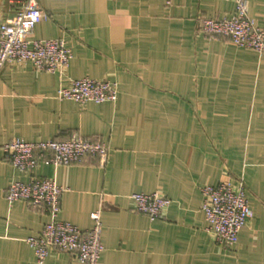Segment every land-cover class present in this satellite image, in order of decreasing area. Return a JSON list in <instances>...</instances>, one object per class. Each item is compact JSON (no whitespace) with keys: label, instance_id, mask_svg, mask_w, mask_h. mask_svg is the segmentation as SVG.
Masks as SVG:
<instances>
[{"label":"crops","instance_id":"0c3cea01","mask_svg":"<svg viewBox=\"0 0 264 264\" xmlns=\"http://www.w3.org/2000/svg\"><path fill=\"white\" fill-rule=\"evenodd\" d=\"M20 0H0V22ZM264 22V0H246ZM45 15L32 38H62L72 57L64 74L29 63L0 72V264H36L26 239L51 221L44 209L8 202L14 182L53 178L64 191L57 219L82 230L100 210L99 264H264V55L209 37L199 17H229L234 0H39ZM108 80L115 102L60 100L70 80ZM83 137L105 143L80 163L41 162L19 171L2 146ZM242 182L251 217L230 247L207 232L201 188ZM170 199L161 218L136 211L131 195ZM44 264H81L49 252Z\"/></svg>","mask_w":264,"mask_h":264},{"label":"built area","instance_id":"2783aa9c","mask_svg":"<svg viewBox=\"0 0 264 264\" xmlns=\"http://www.w3.org/2000/svg\"><path fill=\"white\" fill-rule=\"evenodd\" d=\"M166 2L170 4L172 0ZM234 3V12L229 17H199V30L209 37H227L237 47L264 55V22L258 24L250 17L246 0H234ZM44 18L39 0H20L15 15L0 22V72L5 66L29 63L36 71L64 74L72 57L66 42L62 38H32L36 25ZM56 97L81 106L88 102H115L117 88L108 80L75 79L60 87ZM2 151L15 169L33 173L41 162L67 166L80 163L86 156L97 157L104 166L109 147L83 137L36 142L13 139L2 146ZM63 191L53 178L33 176L28 182H14L8 186L5 198L8 202L22 200L33 208L44 209L52 218L37 236L26 239L36 264H44L51 250L71 253L81 264H99L104 252L100 210L90 214L93 226L87 230L58 220ZM131 197L136 211L151 219L161 218L170 204V199L157 192L136 193ZM201 197L207 232L223 247L234 245L251 217L242 182L237 188L227 180L216 186L205 185L201 188Z\"/></svg>","mask_w":264,"mask_h":264}]
</instances>
